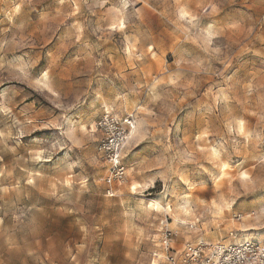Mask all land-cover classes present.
<instances>
[{
    "label": "rangeland",
    "instance_id": "374dc122",
    "mask_svg": "<svg viewBox=\"0 0 264 264\" xmlns=\"http://www.w3.org/2000/svg\"><path fill=\"white\" fill-rule=\"evenodd\" d=\"M165 232L264 247V0H0V264H165Z\"/></svg>",
    "mask_w": 264,
    "mask_h": 264
},
{
    "label": "built area",
    "instance_id": "2783aa9c",
    "mask_svg": "<svg viewBox=\"0 0 264 264\" xmlns=\"http://www.w3.org/2000/svg\"><path fill=\"white\" fill-rule=\"evenodd\" d=\"M97 128L103 134L98 150L108 163L107 174L102 179L105 195L113 197V187L119 186L125 179L122 152L134 129V119L129 116L122 124L106 111ZM170 237L169 232L163 234L165 264H264V247L249 240L214 245L187 243L180 251H173Z\"/></svg>",
    "mask_w": 264,
    "mask_h": 264
},
{
    "label": "bare ground",
    "instance_id": "6f19581e",
    "mask_svg": "<svg viewBox=\"0 0 264 264\" xmlns=\"http://www.w3.org/2000/svg\"><path fill=\"white\" fill-rule=\"evenodd\" d=\"M132 189H136V188H135V187H132ZM148 207H149V208H152V209H154V210H156V211H158V210L161 209L160 205H159V204H156V203L149 204Z\"/></svg>",
    "mask_w": 264,
    "mask_h": 264
}]
</instances>
